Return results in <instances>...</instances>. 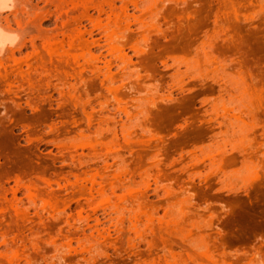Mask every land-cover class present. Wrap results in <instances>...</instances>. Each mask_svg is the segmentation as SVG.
Returning a JSON list of instances; mask_svg holds the SVG:
<instances>
[{
  "label": "rangeland",
  "instance_id": "1",
  "mask_svg": "<svg viewBox=\"0 0 264 264\" xmlns=\"http://www.w3.org/2000/svg\"><path fill=\"white\" fill-rule=\"evenodd\" d=\"M1 16L0 264H264V0Z\"/></svg>",
  "mask_w": 264,
  "mask_h": 264
},
{
  "label": "clouds",
  "instance_id": "2",
  "mask_svg": "<svg viewBox=\"0 0 264 264\" xmlns=\"http://www.w3.org/2000/svg\"><path fill=\"white\" fill-rule=\"evenodd\" d=\"M19 3L20 0H0V14L14 10ZM22 39L20 32L9 30L0 24V57L6 54L9 47H15Z\"/></svg>",
  "mask_w": 264,
  "mask_h": 264
},
{
  "label": "bare ground",
  "instance_id": "3",
  "mask_svg": "<svg viewBox=\"0 0 264 264\" xmlns=\"http://www.w3.org/2000/svg\"><path fill=\"white\" fill-rule=\"evenodd\" d=\"M5 12H8V11H5ZM1 15H2V14H0V20H1V18H2V16H1ZM11 15H13V14H11ZM2 21H3V20H1V23H2Z\"/></svg>",
  "mask_w": 264,
  "mask_h": 264
}]
</instances>
